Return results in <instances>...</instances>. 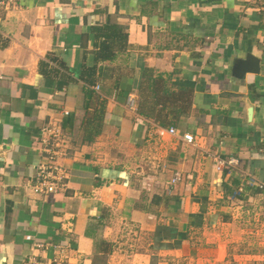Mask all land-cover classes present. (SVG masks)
Listing matches in <instances>:
<instances>
[{
	"label": "crops",
	"instance_id": "obj_1",
	"mask_svg": "<svg viewBox=\"0 0 264 264\" xmlns=\"http://www.w3.org/2000/svg\"><path fill=\"white\" fill-rule=\"evenodd\" d=\"M248 54L260 71L238 77ZM46 126L68 186L38 196ZM246 175L264 185V0L0 12V264L264 261V190Z\"/></svg>",
	"mask_w": 264,
	"mask_h": 264
},
{
	"label": "built area",
	"instance_id": "obj_2",
	"mask_svg": "<svg viewBox=\"0 0 264 264\" xmlns=\"http://www.w3.org/2000/svg\"><path fill=\"white\" fill-rule=\"evenodd\" d=\"M19 2L20 0H0V12H8L18 9ZM129 105L132 107L134 102L130 100ZM41 133L45 156L38 167L31 189L35 195L47 196L66 190L68 186V174L60 163V159L64 156V142L62 143L63 138L61 131L57 127L46 126L42 129ZM165 134L176 136L177 132L175 128H169L167 130L161 129L159 135L164 136ZM182 139L190 145L195 143V139L191 134L183 135ZM235 162V160H231L229 161V164L231 165ZM218 170H220V168H218ZM246 176L250 187H258L259 189L264 190V185H262V183H259L250 175ZM241 192L242 190L240 189V193ZM27 239L31 240L32 238L27 237ZM34 247L39 249L45 247V245L40 241H35ZM56 249L60 250L61 247H56Z\"/></svg>",
	"mask_w": 264,
	"mask_h": 264
},
{
	"label": "rangeland",
	"instance_id": "obj_3",
	"mask_svg": "<svg viewBox=\"0 0 264 264\" xmlns=\"http://www.w3.org/2000/svg\"><path fill=\"white\" fill-rule=\"evenodd\" d=\"M246 217L243 216V219L244 221L245 220H248V219H245ZM251 233H249V236L250 237H253L254 239L255 238H258V236H255V232H254V236L253 235H250ZM253 234V233H252ZM242 243V242H240ZM255 243V241H249L247 244H253ZM243 249V248H242ZM135 250V249H133ZM238 256H245V253L244 252H238L237 253ZM166 259V264H201L199 263L198 260H194V259H185V257H160V256H155V257H152V260H151V263L150 264H163L164 261H162L161 259ZM241 258V257H240ZM249 259H246L245 257L242 258V260H237V259H234L232 258V260L228 261V263H225V262H221L219 264H264V261L263 260H249ZM210 264V263H208ZM213 264V263H211Z\"/></svg>",
	"mask_w": 264,
	"mask_h": 264
},
{
	"label": "water",
	"instance_id": "obj_4",
	"mask_svg": "<svg viewBox=\"0 0 264 264\" xmlns=\"http://www.w3.org/2000/svg\"><path fill=\"white\" fill-rule=\"evenodd\" d=\"M260 62L257 58L248 54L246 59L238 60L234 67V72L238 77L247 73H259Z\"/></svg>",
	"mask_w": 264,
	"mask_h": 264
},
{
	"label": "trees",
	"instance_id": "obj_5",
	"mask_svg": "<svg viewBox=\"0 0 264 264\" xmlns=\"http://www.w3.org/2000/svg\"><path fill=\"white\" fill-rule=\"evenodd\" d=\"M86 96L89 97V98H87V99H91V98L94 97V93H93L92 91H88V92L86 93ZM87 103H88V102H87ZM96 134H97V133H96ZM96 134L94 133V136H95Z\"/></svg>",
	"mask_w": 264,
	"mask_h": 264
}]
</instances>
